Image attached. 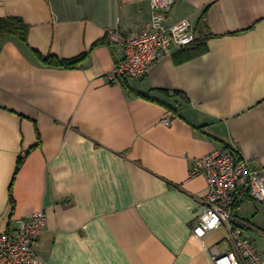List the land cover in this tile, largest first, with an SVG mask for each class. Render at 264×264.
I'll list each match as a JSON object with an SVG mask.
<instances>
[{
    "label": "crops",
    "instance_id": "1",
    "mask_svg": "<svg viewBox=\"0 0 264 264\" xmlns=\"http://www.w3.org/2000/svg\"><path fill=\"white\" fill-rule=\"evenodd\" d=\"M7 17L30 26V47L1 42L0 230L45 210L35 248L50 264H214L211 249L235 253L226 226L193 235L208 189L189 175L217 151L262 166L264 0H174L167 26L187 19L197 38L217 36L207 53H175L119 85L108 75L122 46L108 33L139 34L151 0H0ZM32 49L90 55L66 70ZM234 210L264 256V204L239 196Z\"/></svg>",
    "mask_w": 264,
    "mask_h": 264
},
{
    "label": "built area",
    "instance_id": "2",
    "mask_svg": "<svg viewBox=\"0 0 264 264\" xmlns=\"http://www.w3.org/2000/svg\"><path fill=\"white\" fill-rule=\"evenodd\" d=\"M174 0H151L152 19L139 34L125 37L119 30L108 34L112 44L122 46L123 58L108 75L110 83L119 85L128 79H143L165 57L192 44L196 33L187 19L167 26ZM259 170L252 169L245 158L232 151H217L195 159L190 178L203 177L208 192L199 199L200 215L193 235L205 239L226 226L235 253L222 255L211 249L214 264H264V256L244 234L243 221L235 215L238 197L264 204V158ZM48 226L45 210L19 220L16 231L0 230V264H50L37 253L35 245Z\"/></svg>",
    "mask_w": 264,
    "mask_h": 264
},
{
    "label": "trees",
    "instance_id": "3",
    "mask_svg": "<svg viewBox=\"0 0 264 264\" xmlns=\"http://www.w3.org/2000/svg\"><path fill=\"white\" fill-rule=\"evenodd\" d=\"M29 31L30 26L27 25L24 20L20 17L0 18V49L1 42L7 38L19 40L28 47H30L28 43ZM216 37L217 36L211 34L205 37L197 38L192 44L178 51L176 54L180 57V61L182 62L196 59L207 53L208 41L211 38ZM101 43L103 42L99 41L93 46L92 49H94ZM32 51L37 57V59L42 62L45 66L66 70H74L81 67L90 55V53H83L82 55L76 58L64 60L53 55L44 56L42 53L34 49H32ZM123 84H126V82H123Z\"/></svg>",
    "mask_w": 264,
    "mask_h": 264
}]
</instances>
